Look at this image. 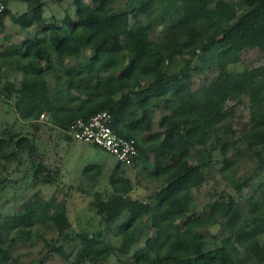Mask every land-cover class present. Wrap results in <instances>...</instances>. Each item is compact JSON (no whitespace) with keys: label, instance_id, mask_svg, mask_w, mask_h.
I'll return each mask as SVG.
<instances>
[{"label":"trees","instance_id":"obj_1","mask_svg":"<svg viewBox=\"0 0 264 264\" xmlns=\"http://www.w3.org/2000/svg\"><path fill=\"white\" fill-rule=\"evenodd\" d=\"M10 1L0 14V32L8 15L28 28L44 13L42 0H16L29 5L20 15L11 12ZM115 1L72 0L73 13L60 23L44 22L38 36L5 46L0 101L35 127L47 112L46 122L62 131L77 118L109 111L113 129L138 143L131 166L140 165L147 172L144 180L158 185L146 198L133 197L134 184L120 172L127 166L117 163L109 190L94 192L90 202L104 226L94 233L74 226L71 186H65L50 214L37 197L14 213L0 210V264H23L13 254L14 243L38 225L53 232L45 252L66 256L63 264H264L263 192L247 198L246 208L233 194L202 208L197 202L206 171L217 161L209 145L229 133L233 139L221 145L223 178L242 193L264 173V63L233 70L246 52L264 53V0H137L119 12ZM141 16L146 21L132 29L131 18ZM158 25L162 34L155 37ZM55 57L63 65L75 63L63 73ZM11 70L22 73L19 81L5 77ZM245 96L249 118L237 133L236 104ZM12 127L0 123V194L25 160L35 179L58 185L35 134ZM232 149L233 156L254 165L248 177L236 178L238 163L228 162ZM101 166L87 164L84 175L96 180ZM145 217L150 222L145 248L123 260L119 254H130L140 241L138 227ZM214 225L219 231L212 234ZM240 225L244 231L236 238ZM109 232L116 243H105ZM73 241L79 246L69 259L65 245Z\"/></svg>","mask_w":264,"mask_h":264},{"label":"rangeland","instance_id":"obj_2","mask_svg":"<svg viewBox=\"0 0 264 264\" xmlns=\"http://www.w3.org/2000/svg\"><path fill=\"white\" fill-rule=\"evenodd\" d=\"M44 13L42 17L35 18L32 26L28 28L21 27L18 23L13 21L11 16L5 18V28L0 32V51L5 46L16 44L23 38L36 37L39 35L41 26L44 22H61L66 16L67 12L73 13L72 0H42ZM234 2L236 0H228ZM90 2V0H88ZM137 0H116L114 3V11L119 12L121 9L128 7L129 4L134 5ZM28 4L21 1L12 0L9 3V8L13 14H21L27 10ZM74 15V14H73ZM146 18L141 16L139 19L131 18V28L136 29L138 25L145 22ZM162 25L155 27L154 36L159 37L162 34ZM109 50L110 48H106ZM216 61L220 60L218 55H214ZM57 66L62 72L66 70V65H74V60H66V65L55 57ZM264 63V53L259 50L248 51L244 54V59L233 67V70H242L246 66L258 65ZM45 66L46 63L42 62ZM208 70V69H207ZM209 73V72H208ZM19 71L11 70L4 72L5 77L14 78L19 81L21 78ZM194 77L198 80L199 74L194 73ZM48 81L51 86L55 85V80L52 76H48ZM199 82V80L197 81ZM249 99L247 96L242 98L240 103L236 104L235 119L233 121L234 128L237 133L241 132L242 125L248 121L249 118ZM47 114V112H45ZM47 118L40 120L38 127H35L30 122L20 119L19 114L14 110L13 106L0 101V123L4 127L13 125L14 131H21L24 134H35L39 150L42 154V160L47 165L51 175L59 182L58 185L42 180L35 179L32 176V167L30 161H24L20 165V169H14L11 172V179L16 182L9 183L3 192L0 194V210L4 213H14L20 210L23 204L31 198H39L46 207V211L50 214L53 211V205L56 199H60L65 191V186H71L69 193L68 206L70 216L73 220L74 226L77 230H86L94 233L99 231L104 226L96 214L95 210L90 206V202L94 199V192L109 190V178L113 170L116 168L117 161L107 151L86 144L81 141H71L67 139L64 131L58 126L46 122ZM232 135L229 133L224 136L220 142L213 141L209 148L212 150L213 156L217 161H214L213 166L206 171V182L202 188L197 192L198 205L200 208L206 205L212 199L217 197H227L231 194L236 195L239 205L242 208L247 206V198L257 196L258 192L264 193V173H261L255 180L252 187L244 188L242 193L236 192L228 179L223 178L221 168L223 164V156L221 152V145L225 141H231ZM235 151H229L228 162L237 161L238 169L236 178L241 179L248 177L252 171L251 161H248L245 156L237 154L233 156ZM101 164L102 170L96 180L84 175L83 169L87 164ZM120 172L128 177L135 188L132 193L135 198H146L151 195L158 183H147L144 180L146 170L140 165L123 168ZM150 222L147 217L143 218L139 224L138 232L140 233V241L134 247L130 254L120 253L123 260H131L133 256L145 248V242L149 236ZM218 225L210 228L211 233L215 234L219 230ZM244 231V226L240 225L236 238ZM45 232V233H44ZM53 236V232L45 227L38 225L32 232H27L24 237L17 238V242L13 246V254L15 257L21 259L23 264H37L35 260L43 259L45 264H63L67 262V257L58 254L57 252L47 253L46 241L49 242ZM105 243L113 241V233H106L103 238ZM261 242H264V235L261 237ZM256 243H250V246ZM79 246L77 241L67 243L65 245L66 254L69 259L75 256L76 250ZM118 264H122L118 262Z\"/></svg>","mask_w":264,"mask_h":264},{"label":"built area","instance_id":"obj_3","mask_svg":"<svg viewBox=\"0 0 264 264\" xmlns=\"http://www.w3.org/2000/svg\"><path fill=\"white\" fill-rule=\"evenodd\" d=\"M9 0H0V14L6 9ZM46 114L43 113L40 120ZM113 116L109 111H99L89 119L77 118L64 129L71 138L101 148L115 157L117 163L131 166L139 156L135 138L120 135L111 126Z\"/></svg>","mask_w":264,"mask_h":264}]
</instances>
